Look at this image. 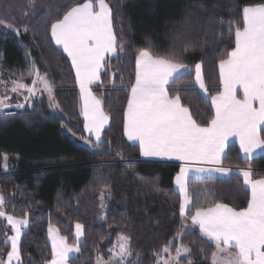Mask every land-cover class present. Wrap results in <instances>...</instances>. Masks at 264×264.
Segmentation results:
<instances>
[{"label":"trees","instance_id":"16d2710c","mask_svg":"<svg viewBox=\"0 0 264 264\" xmlns=\"http://www.w3.org/2000/svg\"><path fill=\"white\" fill-rule=\"evenodd\" d=\"M83 2L35 0V8L29 9L28 0H0V19L14 25H0V97L10 96L8 104L21 103L22 98L12 94L2 78L29 85V70L38 69L51 82L59 105V114L52 113L44 100L25 106L21 115L0 112L3 210L16 218L27 213L29 219L19 244L20 264H45L51 259L49 224L79 249L68 264H97L98 257L109 262V250L120 235L129 237L132 254L127 264H155L154 253L178 233H183L180 243L192 249L187 259L180 260L182 264L189 259L192 264H210L214 245L200 236L190 219L182 226L180 197L174 190L180 166L143 161L139 148L123 134V113L135 82V57L150 43L157 53L174 50L190 69L167 87L181 89L182 103L201 126H207L211 104L196 89L193 69L201 65L208 95H215L220 88L219 60L234 47L228 22H239L244 6L264 0H106L113 12L114 31L126 51L119 58H109L100 82L92 86L109 116L102 142L93 151L71 137H87L78 87L69 60L53 44L50 33L53 22ZM129 161L134 162L131 168ZM223 166L246 169L249 165L233 144ZM251 169L253 179L264 178V155L251 161ZM189 186L195 196L193 213L196 206L213 202L237 210L247 207L250 194L239 176L192 180ZM206 193L213 195L206 197ZM77 223L83 226L80 242L74 238ZM5 232L11 235L0 219V259L4 261L10 251Z\"/></svg>","mask_w":264,"mask_h":264},{"label":"snow or ice","instance_id":"6c2138e0","mask_svg":"<svg viewBox=\"0 0 264 264\" xmlns=\"http://www.w3.org/2000/svg\"><path fill=\"white\" fill-rule=\"evenodd\" d=\"M35 6V0H28L29 9ZM113 21V12L106 0H84L50 25L51 40L67 55L75 71L82 102L83 127L89 133L84 142L91 147L100 146L101 133L109 121V116L103 111V102L94 94L92 85L100 82L101 71L107 70L109 58H119L120 53L126 51L114 31ZM0 25L14 26L4 19H0ZM228 28L234 37V47L219 60L221 87L210 96L212 113L207 126H201L190 108L182 103L181 89L170 90L167 87L180 78V73L188 70L187 65L181 62L174 50L157 53L149 43L135 57V82L131 85L123 113V134L133 145L138 144L141 157L181 162L175 185L180 197L182 226H186L190 219L193 226H198L201 235L215 246L211 264H264V178L253 179L251 169L254 153L264 150V128L261 127L264 126V2L244 6L240 21H229ZM28 75L32 77V86L13 80L10 91L18 95L26 91L28 95L24 99L27 102L30 96L36 95V85L39 84L47 93L50 106L59 108L46 74L41 75L35 69L29 70ZM195 83L207 97L200 64L195 66ZM171 91L176 94L171 95ZM10 99L0 97V110L11 106L6 103ZM14 107L23 108L24 104L17 103ZM93 137L95 144L92 143ZM233 138L249 165L238 172L250 192L247 207L237 210L225 203L213 202L207 206H196L193 213L195 196L190 190V181L199 180L204 174L218 173L221 177L233 174V169L223 166L229 141ZM117 155L123 159L122 152ZM3 159L7 161L6 154ZM133 165V161L127 164L129 168ZM212 195L206 193V197ZM5 204L4 196L0 195V218L7 221L14 234L3 233L11 250L7 252L6 261L0 259V264H12L13 260L20 264L19 244L22 229L29 224L28 214L16 218L3 210ZM75 228L79 240L83 226L77 223ZM48 238L51 241V259L45 264H68L69 254L79 251L78 247L69 245L67 238L60 236L59 230L51 224ZM180 238L178 233L154 253L156 264H182L179 258L192 249L181 243L175 246L173 256L171 249L175 240ZM118 239V245L110 249L109 264L113 261L124 264L132 254L129 237L120 235ZM97 264H105L102 257L97 258ZM188 264H192L191 259Z\"/></svg>","mask_w":264,"mask_h":264},{"label":"crops","instance_id":"0c3cea01","mask_svg":"<svg viewBox=\"0 0 264 264\" xmlns=\"http://www.w3.org/2000/svg\"><path fill=\"white\" fill-rule=\"evenodd\" d=\"M53 42V41H52ZM53 44L55 45V43L53 42ZM56 46V45H55ZM56 48H58L57 46H56ZM59 50H61L62 52H63V50L62 49H60V48H58ZM65 54V53H64ZM65 56L67 57V55L65 54ZM67 59H68V57H67ZM69 60V59H68ZM69 63L71 64V61L69 60ZM190 69L188 68V70L186 71V72H188ZM193 71H194V83H195V68L193 69ZM73 72H74V75H75V71L73 70ZM186 72H182V73H180L179 74V76H181V75H183L184 73H186ZM218 74H219V67H218ZM98 84V83H97ZM94 85H96V84H93L92 86H94ZM195 86H196V89L198 90V92H199V94L204 98V99H206V100H208L209 102H210V104H211V101H210V96L207 94V97H205V95H204V92H203V90H201L200 88H199V85H197L196 83H195ZM77 87H78V85H77ZM221 87V86H220ZM239 91V90H238ZM78 92H79V100H80V91H79V87H78ZM81 100H80V106H81ZM21 104H24V107L26 106V103L24 102V100H23V98H22V102H21ZM36 104V103H35ZM9 105H13V104H9ZM34 105V104H33ZM82 119H83V116H82ZM84 122V121H83ZM108 123H109V121H108ZM262 128H264V126H261ZM108 128V124L105 126V128H104V130L103 131H105L106 129ZM102 131V132H103ZM87 136V135H86ZM89 136V135H88ZM87 136V137H88ZM126 139H127V137H125ZM93 140H95L94 139V137L92 138ZM128 141V140H127ZM129 142V141H128ZM131 145H133L131 142H129ZM233 144H235L236 146H237V148H238V151H239V154H240V157L242 158V160H244V154L243 153H241L240 152V149H239V144H238V142H236L235 141V139L233 138L232 140H230L229 141V146L230 145H233ZM134 146H137L138 148H139V146H138V144H135ZM260 155H264V150H257L256 151V153H254V156L255 157H257V156H260ZM141 159L143 160V161H147V162H157V163H167V164H176V165H179V166H181V162L180 161H176V160H167V159H159V158H145V157H141ZM231 169H233L234 171H233V174H231L230 176H232V175H236V176H239L238 175V172H239V170L240 169H238V168H231ZM230 176H228V177H221L218 173H216V174H204L200 179H203V178H216V179H220V180H226V179H228ZM240 178H241V180H242V182H243V178H242V176H239ZM243 186H244V188L247 190V188H246V186L243 184ZM174 190H175V192L179 195V192H178V189H176V185H175V179H174ZM248 191V190H247ZM249 192V191H248ZM249 194H250V192H249ZM0 219H2V218H0ZM3 220V219H2ZM5 221V223H6V225H7V221L6 220H4ZM190 223H191V220L189 221ZM192 225V224H191ZM193 226V225H192ZM7 227H9L10 228V226L9 225H7ZM195 228H197L198 229V231H199V228H198V226H194ZM10 230H11V228H10ZM23 233L24 232H22V235H23ZM200 233V232H199ZM14 233H12L11 232V235H13ZM22 235H21V237H22ZM47 235H48V233H47ZM200 236L204 239V240H206L207 241V238H205V237H203L202 235H201V233H200ZM208 242H210V241H208ZM211 243V242H210ZM48 244H49V246H50V249H51V245H50V243H49V238H48ZM212 244V243H211ZM8 245L10 246V243H8ZM215 247V246H214ZM10 250H11V246H10ZM77 254V252L72 256V257H74L75 255ZM72 257H70V258H72ZM69 258V259H70ZM6 260H7V258H6ZM5 260V261H6ZM12 264H17V261L16 260H13L12 261Z\"/></svg>","mask_w":264,"mask_h":264},{"label":"rangeland","instance_id":"374dc122","mask_svg":"<svg viewBox=\"0 0 264 264\" xmlns=\"http://www.w3.org/2000/svg\"><path fill=\"white\" fill-rule=\"evenodd\" d=\"M1 78H2V77H1ZM2 79H3L4 83L7 82V85H8V86L10 87V89H11V87H12V84H11V81H12V80H11V78H9V77H7V76H3ZM31 82H32V80H31ZM5 84H6V83H5ZM29 86H32V83H30ZM36 88L38 89V91L36 92V95H34V96H30V97H29V100H28L27 102H26L25 99H24V96H27V95H28V93H27L26 91H23V94H22V95H18V94L13 93V92H11V93L14 94V95H18V96H20L21 98H23L24 102L26 103V106L29 107V108L32 107L33 104H35V103H39L40 101L44 100L45 103L49 106V109L51 110L52 113H54V114H59V110H58V108L54 109V108H52V107L50 106V104H49V100H48V96H47V93L43 91L42 86L39 85V84H37V85H36ZM9 97H10V96H9ZM10 100H11V99H10ZM10 100H7L6 103H9ZM81 105H82V103H81ZM1 111H2V110H0V112H1ZM84 133H85V135H87V136L89 135V133H87V132H85V131H84ZM71 137H72L73 139H75L76 141H78V142H79L84 148H86V149H89V150H92V151H93V150L96 148V147H91L89 144H86V143L84 142V139H79V138H77V137H75V136H71ZM92 143L95 144V140L92 139ZM25 230H26V228L22 229V232H24ZM180 234H181V238H182L183 233H180ZM74 238H75V240H76L77 242H80V241H81V236L79 237V240H77V238H76V228H75V235H74ZM118 238H119V236L115 239L113 246L118 245V243H119V239H118ZM181 238H180V239H176L175 242H174V246H173V248L171 249V254H172L173 256L175 255V246L181 244V243H180ZM49 243H50V245H51V241H50V240H49ZM113 246H112V248H113ZM112 248H111V249H112ZM75 253H76V252L70 253V254H69V258L72 257ZM109 254H110V257H111L112 254H111L110 250H109ZM165 256H167V254H165ZM188 256H189V254L182 255V256L179 258V260H185V259L188 258ZM117 260H118V258H117ZM129 260H130V257H128V258L125 260L124 264H127V263L129 262ZM105 264H109V262H105ZM112 264H116V262L113 261ZM155 264H156V259H155ZM210 264H211V261H210Z\"/></svg>","mask_w":264,"mask_h":264},{"label":"built area","instance_id":"2783aa9c","mask_svg":"<svg viewBox=\"0 0 264 264\" xmlns=\"http://www.w3.org/2000/svg\"><path fill=\"white\" fill-rule=\"evenodd\" d=\"M23 111H24V107L23 108H16V107H14V105H12L10 107L3 109L1 111V113L3 116H15V115H21L23 113ZM0 195H2L1 191H0Z\"/></svg>","mask_w":264,"mask_h":264},{"label":"bare ground","instance_id":"6f19581e","mask_svg":"<svg viewBox=\"0 0 264 264\" xmlns=\"http://www.w3.org/2000/svg\"><path fill=\"white\" fill-rule=\"evenodd\" d=\"M61 49V48H60Z\"/></svg>","mask_w":264,"mask_h":264}]
</instances>
